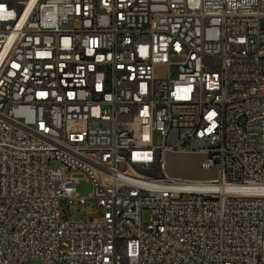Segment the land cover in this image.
I'll use <instances>...</instances> for the list:
<instances>
[{
    "label": "built area",
    "instance_id": "obj_1",
    "mask_svg": "<svg viewBox=\"0 0 264 264\" xmlns=\"http://www.w3.org/2000/svg\"><path fill=\"white\" fill-rule=\"evenodd\" d=\"M0 264H264V0H0Z\"/></svg>",
    "mask_w": 264,
    "mask_h": 264
},
{
    "label": "rangeland",
    "instance_id": "obj_2",
    "mask_svg": "<svg viewBox=\"0 0 264 264\" xmlns=\"http://www.w3.org/2000/svg\"><path fill=\"white\" fill-rule=\"evenodd\" d=\"M162 133L159 131H154L153 133V143L156 146L162 144ZM202 158L194 155H170L167 157L168 171L171 175L188 177V178H211L214 177V172H204L200 169V163ZM52 167H58V164L52 163ZM78 179L77 193L81 198H89L92 192V186L89 181L86 180L83 174L76 175ZM89 206H80L77 209L73 208L71 213L73 218H75V210L79 219H86V213L88 212V217L93 220L99 217L100 209L95 206L93 201H89ZM63 217L68 218L69 210L66 206L62 208ZM142 219L144 223L150 221V214L148 211L142 213Z\"/></svg>",
    "mask_w": 264,
    "mask_h": 264
},
{
    "label": "bare ground",
    "instance_id": "obj_3",
    "mask_svg": "<svg viewBox=\"0 0 264 264\" xmlns=\"http://www.w3.org/2000/svg\"><path fill=\"white\" fill-rule=\"evenodd\" d=\"M188 187H189L190 189H194V190H200V188H202V187H200V186H196V185H188Z\"/></svg>",
    "mask_w": 264,
    "mask_h": 264
}]
</instances>
